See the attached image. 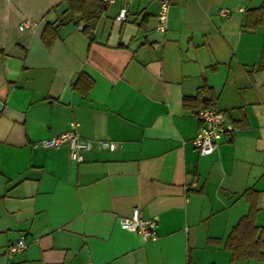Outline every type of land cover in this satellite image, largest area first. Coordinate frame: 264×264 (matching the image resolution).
I'll list each match as a JSON object with an SVG mask.
<instances>
[{
  "label": "crops",
  "instance_id": "1",
  "mask_svg": "<svg viewBox=\"0 0 264 264\" xmlns=\"http://www.w3.org/2000/svg\"><path fill=\"white\" fill-rule=\"evenodd\" d=\"M262 4L171 0L161 32L159 0H0V264L257 259L233 261L224 241L249 210L247 188L264 225ZM25 19L35 23L20 30ZM184 97L214 100L233 123L209 154L195 148L200 122ZM72 121L92 139L81 162L40 145ZM133 206L155 221L153 237L120 227ZM19 237L25 250L9 256Z\"/></svg>",
  "mask_w": 264,
  "mask_h": 264
},
{
  "label": "built area",
  "instance_id": "2",
  "mask_svg": "<svg viewBox=\"0 0 264 264\" xmlns=\"http://www.w3.org/2000/svg\"><path fill=\"white\" fill-rule=\"evenodd\" d=\"M97 1L111 3L114 0ZM170 5L171 0H159V7L156 14V29L158 31L166 32L167 30ZM219 13L223 17H228L230 10L222 7L219 9ZM126 14L127 10L123 7L117 15V18L124 20ZM34 23L33 19H25L19 24L18 28L20 30L31 28ZM194 115L200 122V126L193 138V142L200 155L211 153L220 143L224 135L234 129L233 123L222 110L217 108L215 101L212 99H200L194 109ZM77 126L78 123L72 121L69 129L47 139H43L40 141V145L45 147L65 145L68 147L69 157L76 162H81L83 160V151L90 147L92 139L81 137ZM96 142L99 146H107L110 150L115 148V142L113 140L97 139ZM119 225L123 229L139 233L144 239L155 235V221L145 218L138 206H133L129 216L120 217ZM26 246L27 242L24 237H19L16 241L8 245L6 253L11 256L14 253L24 251Z\"/></svg>",
  "mask_w": 264,
  "mask_h": 264
},
{
  "label": "trees",
  "instance_id": "3",
  "mask_svg": "<svg viewBox=\"0 0 264 264\" xmlns=\"http://www.w3.org/2000/svg\"><path fill=\"white\" fill-rule=\"evenodd\" d=\"M69 1V0H68ZM71 1V0H70ZM100 4L102 2L94 0ZM259 14L264 12V4L257 8L252 9ZM95 16V15H94ZM96 17V16H95ZM95 17L89 14L86 18L84 29H91L94 25ZM55 37V29H52L47 24L42 32V39L45 46L49 47ZM86 76L80 74L76 83ZM88 79V78H87ZM92 86V80L87 81V90ZM86 92V91H85ZM183 104L185 106L196 107L198 100L196 98L184 97ZM244 195L249 201V210L246 214L242 215L238 222L234 225L230 233L224 241V246L231 252V259L237 261L243 258H257L264 259V225L258 226L255 223L257 213L256 207V193L251 189H246Z\"/></svg>",
  "mask_w": 264,
  "mask_h": 264
},
{
  "label": "rangeland",
  "instance_id": "4",
  "mask_svg": "<svg viewBox=\"0 0 264 264\" xmlns=\"http://www.w3.org/2000/svg\"><path fill=\"white\" fill-rule=\"evenodd\" d=\"M251 264H264V260L260 259H250Z\"/></svg>",
  "mask_w": 264,
  "mask_h": 264
}]
</instances>
